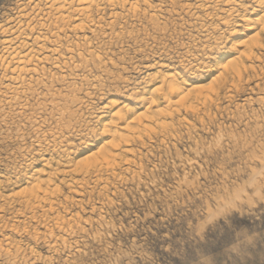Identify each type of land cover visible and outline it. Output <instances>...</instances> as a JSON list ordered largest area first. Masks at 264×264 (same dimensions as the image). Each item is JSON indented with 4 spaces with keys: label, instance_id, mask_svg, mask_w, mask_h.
I'll return each mask as SVG.
<instances>
[{
    "label": "rangeland",
    "instance_id": "obj_1",
    "mask_svg": "<svg viewBox=\"0 0 264 264\" xmlns=\"http://www.w3.org/2000/svg\"><path fill=\"white\" fill-rule=\"evenodd\" d=\"M27 1L28 0H0V26L5 25L8 21L14 20L16 17V14L19 11L18 9L24 6ZM172 1L171 0L164 1V3L166 2L165 5L167 7H164L163 5L164 3L163 4L161 3V6H162L161 14L163 13L164 15L162 14L161 16V14L159 15L160 12H157L158 14L157 23L163 22L164 25L162 23L157 24L156 19L153 20L151 19L150 15L146 16L144 13H142L141 16H138L139 20H138V17L137 18L135 17L136 19L133 18L135 19L133 20L130 15H127L128 16L127 18L124 15L122 20L119 19L118 24H116L117 22L115 23L117 28H115L116 26L114 25L115 26L114 29L115 30L118 29L119 32L116 31L118 33L115 32L114 35L112 34V36H108L107 37L108 39L104 37V35L102 36L101 34L102 32H98V34L96 35V38L94 37L92 38V41L95 40L93 42L94 45H92V49L93 47L94 48L99 47V49L103 47V50H101V52L103 51L102 55L104 56L108 53V56L107 55L104 56V58H106L105 59L106 61L104 60V58L102 60L104 61V63L103 62L98 63L99 61L96 62L95 60L88 61L89 64H85L86 66L82 70V73L85 72L83 73V75L80 72L81 70L79 71V73L76 71L73 74L70 72H68L67 74L65 73L66 75L64 74V72L66 71H64V72H61L62 73L61 75L59 71L53 68L51 69L52 66L50 67V65L49 66L46 65V70L48 71L47 75L51 74V75H54L56 78H63L66 76L68 77V78L66 77L65 79L66 82L64 83L59 82V83L53 84L54 88L50 87L51 86L50 84L48 85L50 87L49 90L57 91L59 89V91L57 92L62 93V94L59 93V98L57 102L59 106L61 107V109H65V111L63 110V112H65V116L63 117L65 121L62 118L60 119L56 118L58 117V113L56 112V110L50 111L51 106L48 105L49 104L48 102H45L44 99H42L44 98L42 94L45 93L44 94L45 96L49 93V91L48 89L47 91L44 90L45 88H42V90H40L41 86L35 87L34 88L35 90L38 88L37 91L33 90L35 92L32 94L29 93L28 95L30 96H27L24 99L23 105L25 106V109L19 106L18 107L20 109H18V107L11 108L10 106H4V105H7L6 102H2V104L0 103L1 109L3 107V109L7 111L9 108V111L7 112L5 111L6 114L3 110H1L2 112L0 111V116H1L0 117V175L1 176L3 175V177H6V176L8 177L11 174L9 177L12 179V181H15L17 179L15 177L16 174H17V177H19V175L20 176L26 175L27 177L28 174L32 172V169H34L32 166H37L38 163L35 162V160H38L37 157H39L41 154L42 155L49 154V152L47 151L48 145H46V143L48 142V140L50 141L52 139V135L63 133L65 137L67 138V140H69V142L72 145H74L73 147L75 148L73 152H75L76 150L78 152H80V150L82 151V149L84 148L83 146H85L82 144L83 143L82 139L85 136H87L86 138H88V135L91 133L92 130H96L101 127L99 124L100 122L97 117V114L99 115V111L97 112V110L99 109L100 112L102 113L103 111L101 108L104 106V104H106L110 100V98L111 99L113 98V100L117 101V103L120 105L123 103H129V104L134 103L135 104L136 99H134L135 97H133L134 91L136 93L137 91L139 92V90L142 93L143 92L145 93L146 91H148L149 86H151L149 85V82L151 80L152 75H154L156 72H159L160 70H163L166 73L170 72L166 69L165 70L163 69L165 68V66L166 67L170 66L171 70L176 69L177 72L180 73L181 69L182 68L185 69L186 67V66L183 67L182 60L185 59L186 61H189L187 58L188 56L191 57L190 55L192 54H193L192 57L196 59H200L201 62H203L204 60L207 63L210 60L213 61L212 63L208 64L210 66L212 65V67L214 65L213 63L215 60L220 61L222 59L223 56L220 55L219 53H217V55L214 57L206 56V57H203V59H201L200 58V53L202 52L201 49H203V46L207 42L206 41L207 39L203 37V35L200 32H198L200 28L199 26H201L200 24L201 22L196 23L192 20H189L190 18L185 15H181V17H179L178 15L181 11L178 8L183 6L184 2L191 3V4H193L194 2L191 0H189L188 2L187 0H184L183 2V0H181L183 2L182 3L180 2V0L178 1L174 0L175 2L173 1L174 2L173 3ZM225 1L222 0L221 1L222 3L221 2L219 3L220 4L218 6L219 7L218 10H220L218 11L219 16L225 15V17H227V14L224 13V11L230 6V4L234 0H230V1L227 0L226 2ZM32 2L35 3L37 2V0L35 1L32 0ZM169 2L174 5L176 4L177 6H180V5L181 6L176 8V6H172ZM152 4L158 5L160 3L157 0H152ZM164 8H167V9H164ZM164 10L167 11L168 13L165 12ZM105 13L108 14L109 11L107 10ZM159 16L163 17L162 21ZM108 17L106 15V20ZM178 17L182 19H178ZM137 21H139V23ZM216 21H217V17H215L213 21H209L208 24L213 23L212 24L213 26H215L216 24L220 25L219 21H217V23ZM154 22L155 24L153 25L152 23ZM182 23H184L185 25ZM190 23L191 25L195 24V26L196 25L198 26H196L195 28L194 25L191 26ZM234 24L236 25H234L233 27L238 26L237 23H234ZM158 26L162 28H159ZM164 26L166 27L164 28ZM166 28L168 29L166 30ZM236 28L241 29L239 27H236ZM160 29L161 30L163 29L162 31L164 32L161 33ZM104 30L107 32L106 29ZM133 32H134V36H133ZM139 32L141 33L140 35H139ZM198 33L201 35H197ZM225 33L228 35V32L227 31L225 32V30L219 31L217 33L218 35L216 34L215 37L216 38L219 37L218 39H222L223 37L227 36ZM128 34H132V35L128 36ZM240 34L241 36L244 35L241 31L239 35ZM88 35L91 37L90 34ZM97 36H98V39H97ZM190 37L191 38L193 37L192 39H195V40H192ZM109 38L112 40H110ZM228 39H230L231 41H229ZM201 40L204 42L203 43L204 45L202 44ZM227 40H228L227 42L228 44L226 43ZM227 40L224 41L226 48H223L225 49L223 51L225 52H227V49H229L230 44L233 41L238 40V39L236 38L234 40V38L233 39L229 38V35H228ZM101 42L103 43L100 44ZM197 45L198 46L200 45V46L198 47ZM198 49H200L199 50L200 53L196 52L198 51ZM187 53L188 54L190 53V54L188 55ZM197 53L199 54V56ZM260 53L262 52H258V55L261 58L257 60L258 62L255 60L254 62L255 65L253 64L255 66V73L253 71L250 72L254 78H251L252 77L251 75L245 78V80L248 81L249 83L244 81L242 83L243 85L239 88V90L238 89H228L229 91L233 90L234 92L232 93L229 92L227 89L225 90L223 89L222 91L226 92L225 95L221 91L220 94H218L216 97H213L214 98L213 101H215L219 95L221 96V97L219 96L221 99L219 97H218L219 99L217 98L218 100H221V102L218 100L215 101V103L219 102L218 103L219 106L212 102H208L204 106L199 105L198 106L199 108L198 107L197 108L201 109L200 111L203 110L202 113H200V111L198 112L197 111L198 109L195 110V113L193 111H188L185 113L183 110L180 113L182 115L178 114L177 119H176L177 117L176 115L174 116L173 119L167 120L166 127L167 129L170 128L168 130L160 131L162 128L160 129L159 128L160 126H155V128L152 129L151 134L147 135V136H150V138L144 137V140L141 143L137 142L135 143L136 145L135 144H133L134 146L132 145L131 148L134 150H133V154L127 158L129 160L128 163L126 161H122L123 163L121 162V165L117 166L116 171L114 170L115 173L113 172V175L110 172H105V174L103 173L107 177L102 176L103 178L101 177L102 179L100 182L96 181L94 176L90 177L89 178L90 180L89 179L87 180V182L88 181L90 182H88L87 184L83 186H80L81 188H78V190L82 194L81 193L76 194L73 190H70V188L65 183H62V184L59 183V185H63L64 188L60 186V188L62 187V189H60L62 190L60 195L61 194L62 195L58 197L59 200L57 199V205H56L57 208L59 209L55 208L54 210L55 212L53 211L54 212L53 214H48L50 217L54 215L52 218H50L48 215L47 217L46 215L43 217L41 213L42 211L41 212L39 211L37 212L39 215L36 213L37 214L36 216L40 217V218L38 217L41 221L40 223L37 217H35V219L26 220L24 216H21L20 219L19 218L15 219L14 212L11 213L12 211H14L13 209L12 210L10 208L7 209L6 207L5 208L6 211L1 210L0 213L4 217L0 216L2 218L1 219L2 222L0 221V225L4 224L5 226L7 225L6 227L9 226V228H6L5 230L4 225H2V227L0 226L1 230H3V232H0V264H69L70 261L72 262V264H76V257L81 255L82 252L88 247L90 240H95L96 237L99 236L101 233L108 234V230L110 226L112 227V230L115 231L117 227L124 224V221L128 219L129 216L139 217L140 215L139 212L129 213L127 211L120 210L122 208L130 207L132 204L139 205L141 209L145 207L155 209L156 215L155 217H150V219H157L160 224L168 225L169 227H172L175 229H178L180 225L183 224L184 227L188 229L190 232L193 222L197 221L200 217L205 215L211 209L213 204L216 202L217 196L222 195L223 193L228 191L232 185L239 183L245 177V170L250 169L252 167L260 166V163H261L260 160L259 159H254V160L249 159L250 155H254L257 157L264 156V102H263L264 101V70H263L264 69V62H263L264 56H261L263 53L261 55ZM162 57L164 59H162ZM108 58H110L111 60L113 58V60L110 61ZM108 60L111 63L108 62ZM63 61L67 62L68 60L65 58ZM158 61L161 63L162 67L159 66L160 63ZM166 61L169 63L168 65H166L167 64ZM112 62L115 64H113ZM156 64L158 65L157 68H155ZM258 64H260L261 67H259ZM48 69L49 70L51 69L52 71L50 70L49 72ZM102 69L105 72H103ZM87 70H88V73L86 72ZM176 70L173 72H176ZM183 72L186 78L183 77ZM189 72H190L189 70L181 71L182 75H180L181 76L180 78L186 79L190 82L191 81L193 82V80L194 81L196 80L195 82H199V83H210L211 80L215 76L218 75L216 74V72H213V71L207 72V74L210 73L208 77H206L207 75L205 76V73H203V75L202 74L197 75L196 72H190V74ZM58 73H60L59 77H58ZM185 73L187 74L185 75ZM69 74L71 76L73 75L72 77L75 76V78L73 79ZM148 74L150 75V77ZM195 74L197 76L194 77ZM260 74L263 75L262 77L263 79L261 78ZM51 75H49V77H51ZM1 76L2 75L0 74V78ZM81 78L83 79L81 80ZM83 80H85V82ZM72 82L73 83L77 82V83L72 84ZM97 84L98 85L100 84V85L98 86ZM65 85H66V88H68L69 86L68 92H64V91H67V89L65 88ZM96 85L98 87H96ZM71 89L72 91L74 90L75 93L72 92ZM2 91L3 89L0 88V92H1L0 97L2 95ZM237 91L240 92V94ZM140 92L138 93V95L141 94ZM227 93H229L230 95L228 96L230 97L229 99H227L228 97L227 98L225 97L227 96ZM38 94H40V97L42 98L38 97L37 96ZM222 96H224L225 99H223L224 97L222 98ZM30 100L31 101L34 100V103L36 102L35 106H33L34 103H32ZM61 100L67 103L65 102L63 103ZM68 100L70 101V103ZM78 101H81L82 103L80 104ZM27 102L29 103L30 106L27 105ZM40 103H43V104H40ZM74 104L78 106H74L75 109L71 108L73 110L69 109L70 106L72 107ZM213 104H215L214 107H213ZM1 105L3 106L1 107ZM133 106L136 107V105H133ZM12 109L13 111L15 110L17 112V113L15 112V114L18 116L14 114ZM66 109H68L70 112L72 111L73 114L67 112L68 110ZM31 112L33 114H31ZM35 112H37L36 113L37 115L35 114ZM52 112L54 113V115ZM190 112L191 113L193 112V113L189 114ZM198 114L200 116H198ZM25 115L28 118H25L26 117ZM32 116L34 117L32 118ZM72 116L75 118H73ZM179 116L182 121L181 120L179 121ZM182 116L186 117L185 120L184 118H182ZM30 117L32 119L30 120L31 123L29 124V122L27 121H29ZM76 117L80 119L77 120ZM95 117L97 118L98 123H96L97 120ZM35 119L37 120L38 124L41 123L39 124V126L42 125L40 126L41 128L38 127V124L36 123ZM60 120L63 121L64 123L61 122ZM186 120L187 122H185ZM72 122L73 123L76 122L78 124L75 132L68 131L67 129H65L66 126H68V124H71ZM61 123L62 125L64 124L63 125V129H65L64 131L61 128L62 127ZM56 124L57 125L59 124V125L56 127ZM34 125L36 126V128ZM60 128L61 130H59ZM157 128L159 129V131L155 132V129L157 130ZM39 129H41L42 132ZM51 129L53 133L51 132ZM79 130H81V132ZM82 130H84V132ZM167 131L169 134L165 133ZM161 132L164 134H161ZM220 133H224L227 139L225 140L223 147L216 148L214 147V141L216 140L217 136ZM164 135L165 136L167 135V137H163ZM80 136H81V139H80ZM46 137H49V138L45 142L44 140L46 139ZM69 137L70 138L74 137V138L71 140ZM76 137L80 139V143H79V139L77 140ZM36 139L39 142H37ZM74 139L76 140V142ZM41 140L44 142H42ZM94 140L97 141L96 144H95V141H92L93 147L85 149L87 152L85 154L83 153V156L84 155L88 156V153L90 155L92 152L96 151L95 149L97 148L99 143H101V139L97 138ZM36 143H39V144H36ZM35 150H37L38 152H36ZM40 152L42 153L40 154ZM78 152H75V155ZM130 161H132L133 164ZM25 164L26 166L27 165L28 166L26 167ZM130 164H132V166ZM29 165H32V166H29ZM24 169L25 171L27 170L28 174L27 172L24 171ZM102 180L107 182V185H105V183H102L101 185L100 183L102 182ZM98 182L99 184L97 185ZM101 189L103 190L105 194L104 193L102 194ZM63 193L65 194L63 195ZM61 198L63 199L60 200ZM79 199L82 202H80ZM58 201L60 204L58 203ZM64 201L66 204L63 203ZM67 203H69V205ZM64 206L65 207L67 206L66 208L68 209H66ZM58 210L61 211L62 214H60ZM57 215L61 218L60 223H58L59 221L55 219ZM72 215H75V217H71ZM247 215L248 213L237 214V218L239 221L244 222V224H250L252 223V221L246 220ZM65 216L66 217L69 216L68 217L69 219L74 218V221L73 219H71L72 224L70 223L71 221L68 218L67 219L65 218ZM22 219L25 220L26 222L23 221ZM76 220H77V223H76ZM17 221H18V224H17ZM64 221L69 222V223H66ZM9 223L12 224V226ZM144 223H146V221L141 219V225H143ZM62 224L63 225L65 224V225L63 226ZM61 225L63 227H61ZM68 225L70 227H68ZM72 225L74 228H72ZM10 226L15 231L12 230ZM45 226L46 227L50 226L48 229L52 231L48 229L46 231ZM65 226L68 228H65ZM128 226H130V224L127 225L126 227ZM241 226H243V224ZM26 227L29 231L27 232L30 234H28L27 232L26 234L23 231L25 230L24 228ZM71 228L72 230H70ZM35 229H37V231L39 232L36 231V234L34 236ZM60 229H62L63 231L62 230L60 231ZM17 230L18 232L15 233ZM53 230H55L56 232ZM73 231L74 233H72ZM165 231H167V229H165ZM12 232L13 234H11ZM45 232L49 233V235L51 232V235L49 236L47 234L48 235L47 236ZM6 233H9V234H6ZM70 233H71V236H69ZM3 234L5 237L3 236ZM52 234H55V237L52 236ZM65 234L66 235L68 234V235L66 236ZM173 234L175 235L176 233L174 232ZM2 236L4 238L7 237L8 239L6 240L2 239L3 238ZM108 238L112 239V236L109 234ZM2 240H5V242L9 241L10 246L14 245L13 249L12 247L9 248V246H7L8 244H5L4 242H2ZM231 240L224 239L221 241V244L220 246H218V248H216L215 250H208L217 256V258L221 261V264H223V261H224V257L221 255V253L223 249L231 242ZM64 241H66V245ZM17 242L18 244H16ZM132 242L133 243L136 242L135 237H133ZM121 243H122L121 241L119 240L117 241V245H120ZM14 257L15 258L17 257V258L15 259Z\"/></svg>",
    "mask_w": 264,
    "mask_h": 264
},
{
    "label": "bare ground",
    "instance_id": "obj_2",
    "mask_svg": "<svg viewBox=\"0 0 264 264\" xmlns=\"http://www.w3.org/2000/svg\"><path fill=\"white\" fill-rule=\"evenodd\" d=\"M157 1L160 4L153 6L152 0H37V2H35V3H33L32 0H28L24 6H22L20 9H18L19 11L16 14V17L14 20L8 21L5 25L0 26V74L2 75L0 78V88L3 89L2 95L0 97V103L2 104V102H6L7 105H4V106H10L11 108L19 106V107H23V109H25V106L23 105L24 99L27 96H30V95H28L29 93L32 94L35 91H37L38 88L35 90L34 89L35 87L41 86V89L39 88L40 90H42V88H45L44 90L47 91V89H48L49 93L45 96H44L45 93L42 94L44 98L40 97V94H38L37 96L44 99L45 102L49 103L48 105L51 106L50 111L56 110V112L58 113V117H56V118H59V119L62 118L64 120L63 117L65 116V112H63V110L65 111V109H61V107L59 106V104L57 102L58 98H59V93H60L57 91H59V89L57 88L58 89L57 91L49 90V89H50V87H53V84H55V83L66 82L65 79L67 76L63 77V78H56L54 75L49 74V75H51V77H49V75H47L48 71L46 70V65H48V66L50 65V67L52 66L51 69L53 68V69L59 71L60 73L66 71V72H64V74L65 73L67 74L68 72L73 74L75 71L79 73V71L81 70L80 72L83 75V73H85V72L82 73V70L85 68V66H86L85 64H89L88 61L95 60L96 62L99 61L98 63H101V62L104 63V61H102V60H103L104 56H106V55L108 56V53L104 56L102 55L103 51L101 52V50H103V47L100 49H99V47L98 48L93 47V49H92V45H94L93 42L95 41V40L92 41V38L93 37L96 38V35L98 34V32H102L101 33L102 36L104 35V37H106V38L108 36H112V34L114 35V33L116 31H118V29L117 30L114 29V27L116 26L115 23L117 22L116 24H118L119 19L122 20L124 15L126 18L128 17L127 15H130L133 19L135 17L137 18L138 16H141V14L144 13L146 16L150 15L151 19H153V20L156 19V23H157V21H158L157 12H160L159 15L161 14V11H162L161 3L163 4L165 0H157ZM188 1L189 0H187V2ZM191 1H193L194 3L193 4L186 3L183 0V2H184L183 6H181L177 2L181 7L177 6L176 4L174 5L170 2L169 3L172 6H176V8L180 7V8H178L181 10V11L179 10L180 11V13L178 14L179 17H181V15H185V16L190 18L189 20H192L196 23L201 22L200 23L201 26H199L200 28H199L198 32H200L203 35V37H205L207 39L206 40L207 42L205 41L206 42L205 45L207 44L206 46L203 44L204 42L201 40L202 44L204 45L203 49H201V47H200L201 51L202 52H206V51L214 52L215 51L216 53H219L223 57H222V59L220 58L221 59L220 61L215 60L213 63L214 65L212 67V65L211 66L208 65L209 63H207L205 60L203 62H201L200 59H196V58L192 57L193 56V54H192V55H190L191 57L188 56V58H187L189 61H186L184 59L187 63L184 60H182V62H183L182 65H183V67L186 66L185 70H189V71H190L191 67H195L196 68V74L199 73V75L200 74L203 75V73H205V76L207 75L206 77H208V75L210 74V73L207 74V72H210V71L216 72V74H218V75L215 76L211 80L210 83H199V82H192V81L190 82L186 79L180 78L181 77L180 75H182L181 71H180V73H181L180 74L174 68L176 70V72H173L175 70H171L170 66L166 67L164 65L165 68H163V69L164 70L166 69L170 72L166 73L163 70L159 69L160 71L156 72L154 75H152V73H151L152 76H151V80L149 82V85H151V86H149L148 91L144 90L146 92L142 93L139 90V92L141 93L140 95H138L139 92L137 91V89H136L137 93L134 91L133 97H135L134 99H136L135 104L134 103L129 104V103H123L122 102L123 104L120 105L117 103V101L113 100V98L111 99L109 97L110 100L106 104L103 103L104 106L101 108L103 112L101 113L100 110L98 109L97 112L99 111V115L96 113L98 120L100 122L99 124L101 127L96 129V130H92L91 133L88 135V138H86L87 136H85L82 139V141H83L82 144L85 145V146H83L84 148L82 149V151L80 150V152H78L76 150L75 152H78V153L75 155V152H73V150L75 148V147H73L74 145H72L69 142V140H67V138L65 137V135L63 133H59L57 135H52V139L50 141L48 140L49 137H46V139L44 138L45 142L48 140L46 145H48L47 151L49 152V154L42 155L41 154L42 152H40V154H41L40 155L38 153L40 156L37 157L38 160H35V162L38 163L37 166L29 165V166H32L34 168V169H32V172L29 173L30 175L28 174L27 170L25 171V169H27V168H25L24 171L27 172L28 176L26 177V175H23V176L19 175V177H17V174H16L15 177L17 179L16 180L14 179L15 181H12V179L9 177L11 174L8 177L7 176L3 177V175L2 176L0 175V211L5 210L6 207H7V209H9V208L11 210L13 209L14 211H12L11 213L14 212L15 219L16 218L20 219L21 216H24L26 218V220L27 219H35V217H37L36 215L38 214L37 212H39V211L40 212L42 211L41 213H42L43 217L45 215L47 217L48 214H53L55 212L54 211L55 208H57V206H56L57 205V199H58V197H60L62 195V194L60 195V193L62 191L60 189H62L63 185H59V183L60 184L65 183L70 188V190H73L76 194L81 193L78 190V188H81L80 186H83V185L87 184L88 182H90V181L87 182V180L90 177L94 176L96 181L100 182L101 179L106 176V175H104L105 172H110L113 175L114 170L116 171L117 166L121 165L122 161H126L128 163L129 160L127 158L133 154V150H134L131 148L132 145L137 143V142L141 143L144 140V137L150 138V136H147V135L151 134L152 129H154L155 126H160L159 128L160 129L162 128L160 131L170 129V128L167 129V127H166L168 119H173L174 116H176V115H177V117H176V119H177L178 114H180L183 110L185 113L188 111H193L195 113V110H197L199 108L198 107L199 105L204 106L208 102L215 103V101H217L221 96L219 95L220 97L218 96L219 98L217 97L218 99L216 98L215 101H213L214 100L213 97H216L218 94H220V92L223 89L224 90L225 89H227V90L228 89H238L239 90V88L243 85L242 83L244 81H246L245 78L247 76L251 75L250 72L253 71L255 73L254 62H255V60L257 61L261 58L258 55V52H262L264 54V52H263V50H264V11H261V7H262V4H264V0H246V2H245V0H234L230 4L229 7L226 5L228 7L226 10L224 9L225 10L224 13L227 14V17H225V15H223L224 17L218 15L219 14L218 11H220V10H218L219 9L218 6L220 5L219 3L222 0L221 1L220 0H191ZM223 1H225V0H223ZM180 2H182V1L180 0ZM165 3L163 5H164V7H167L165 5ZM164 9H167V8H164ZM107 10L109 11L108 14L105 13ZM165 12H167V11H165ZM162 14H161V16H162ZM106 15H107V17L109 16L108 17L109 19L107 18V20H106ZM179 17H178V19L183 18V16H182V18H179ZM215 17H217V21H219L220 25L216 24L217 26L216 25L213 26L212 25L213 23L208 24L209 21H213V19H215ZM160 18L162 21L163 17H160ZM172 18H174V17H172ZM135 19H133V20H135ZM138 20H139V17H138ZM142 20H143V18H142ZM142 20H141V22H142ZM217 21H216V23H217ZM233 21H235V22H233ZM137 22L139 23V21H137ZM158 23L163 24V22H161V23L158 22ZM234 23H237L238 26L233 27L234 25H236ZM152 24L154 25L155 22ZM182 24H184V23H182ZM186 24H187V22H186ZM190 25H191V23H190ZM192 25H194L195 28H196V26H198V25L195 26V24H192ZM133 26H135V25H133ZM162 27H159V28H162ZM165 27L166 26H164V28ZM187 27H188V25H187ZM236 27H239L241 29H237ZM115 28H117V26ZM159 28H158V30H159ZM104 29H106L107 32ZM143 29H145V28H143ZM153 29H154V27H153ZM167 29L168 28H166V30ZM162 30L160 29L161 33L164 32ZM222 30H225V32L226 31L228 32L229 38H232V39L234 38V40L236 38L238 39V40L233 41L230 44V47H229V49H227V52L223 51V50H225L223 48H226L225 42L223 44H220L222 39H218L219 37L218 38L215 37L216 34ZM240 31L244 34L243 36H241V34L239 35ZM118 32H116V33H118ZM190 32H191V30H190ZM129 33H131V32H129ZM88 34H90L91 37ZM140 34L141 33L139 32V35ZM158 34H160V33H158ZM201 34L198 33L197 35H201ZM131 35L132 34H128V36H131ZM123 36H124V34H123ZM133 36H134V32H133ZM219 36H221V35H219ZM111 38H113V37H111ZM97 39H98V36H97ZM97 39H96V41H97ZM99 39H101V38H99ZM110 40H112V39H110ZM192 40H195V39H192ZM228 40L231 41L230 39H228ZM228 40L226 41V43L228 42ZM102 43L103 42H101L100 44H102ZM107 43H108V41H107ZM216 45H220V46L216 47ZM196 47H194V48H196ZM106 49H105V51H106ZM200 49H198V51H196V52L200 53L199 52ZM137 52H139V51H137ZM262 53H260V55ZM187 54H185V55H187ZM263 54L261 56H264ZM198 56H199V54H198ZM163 57H162V59H164ZM65 58L68 60L67 62L63 61ZM105 59L106 58H104V60ZM108 59L110 61L113 60V58H112V60L110 58H108ZM109 60H108V62H110ZM161 60H160V62H161ZM168 61H170V60H168ZM163 62H164V60H163ZM263 62H264V60H263ZM113 64H115V63H113ZM168 64L169 63L167 62L166 65H168ZM260 64H258L259 67H261ZM150 66H152V65H150ZM157 66L158 65L156 64L155 68H157ZM159 66H161V63ZM182 69H184V68H182ZM50 70H49V72H50ZM86 72L88 73V70ZM103 72H105V71L103 70ZM60 73H58V77L60 76ZM186 74L187 73H185V75ZM196 74L194 75V77L198 75V74L197 75ZM61 75H62V73H61ZM87 75H85V76H87ZM112 75H113V73H112ZM260 75L262 78L263 75L262 74H260ZM251 76H250L251 78H254L253 75H251ZM78 77H80V76H78ZM78 77H77V79H78ZM149 77H150V75H149ZM183 77H185L184 72H183ZM72 78L74 79L75 76ZM203 78H204V76H203ZM203 78H201V79H203ZM82 79L83 78H81V80ZM190 79H192V78H190ZM193 79H195V78H193ZM247 80H248V78H247ZM254 80H256V79H254ZM83 81L85 82V80H83ZM246 82L249 83L248 81H246ZM74 83L72 82V84H74ZM94 83H95V81H94ZM49 84L51 85L50 87L48 86ZM90 84H92V83H90ZM97 85H96V87H98L100 84L98 86ZM245 85H244V87H245ZM76 87H78V86H76ZM65 88H66V85H65ZM68 88H69V86H68ZM68 88H66L67 91H64V92H68ZM73 88H74V86H73ZM33 90H35V91H33ZM51 91H53V92H51ZM71 91H72V89H71ZM72 92H74V90ZM229 92L232 93L234 91L230 90ZM36 93H35V95H36ZM39 93H41V92H39ZM223 93L225 95L226 92H223ZM238 93L240 94V92H238ZM0 94H1V92H0ZM60 94H62V93H60ZM228 96H230L229 93H227V96H225V97L227 98ZM74 97H75V95H74ZM223 97L224 96H222V98ZM225 97L223 99H225ZM229 98L230 97H228L227 99H229ZM70 99H71V97H70ZM218 101L221 102V100H218ZM31 102L34 103V100ZM78 102L80 104L82 103L81 101H78ZM132 102H134V101H132ZM35 103L33 104V106H35ZM65 103H67V102H65ZM69 103H70V101H69ZM218 103H215V104L218 105ZM40 104H43V103H40ZM215 104H213V107ZM27 105H29L28 102H27ZM133 105H136V107H134ZM2 106L3 105H1V107ZM43 106H45V105H43ZM74 106H78V105L74 104L72 107L70 106L69 109L74 108ZM19 107H18V109H20ZM68 107H69V105H68ZM209 107H210V105H209ZM1 110H3L4 112L6 111L5 109H3V107H2V109L0 108V111ZM66 110H68V109H66ZM71 110H73V109H71ZM200 110L201 109H198L197 111L199 112ZM7 111H9V108ZM12 111H13V109H12ZM28 111H29V109H28ZM202 111H200V113H202ZM6 112H5V114H6ZM13 112L15 114L16 111L14 110ZM67 112L72 113V111L70 112L69 110ZM95 112H96V110H95ZM95 112H93V113H95ZM36 113L37 112H35V114ZM192 113L190 112L189 114H192ZM31 114H33V113L31 112ZM203 114H205V113H203ZM53 115H54V113H53ZM180 115H182V114H180ZM16 116H18V115H16ZM27 116L25 118H28ZM70 116H71V114H70ZM198 116H200V115L198 114ZM33 117L34 116H32V118ZM32 118L30 117L29 121H27V122H29V124L31 123L30 120ZM73 118H75V117H73ZM182 118H184V120H185L186 117L182 116ZM78 119H80V118H77V120ZM25 120H27V119H25ZM35 120H33V121H35ZM68 120H70V119H68ZM96 120H97V118H96ZM98 120H97V122L96 121L95 122L98 123ZM180 120L181 119L179 116V121ZM8 121H9V119H8ZM61 122H63V121H61ZM86 122H87V120H86ZM185 122H187V120ZM36 123L38 124L37 120H36ZM83 123H85V122H83ZM83 123H82V125H83ZM177 123H179V122H177ZM9 124H10V122H9ZM37 124H35V125H37ZM39 124H41V123H39ZM39 124H38V127L41 128L40 126H42V125L39 126ZM58 125L56 124V127ZM61 125H62V123H61ZM63 125L61 127L63 131L65 129H67L68 131L75 132L78 124L76 122L75 123L72 122L71 124H68V126H66L65 129H63ZM173 125H175V124H173ZM84 127H86V126H84ZM35 128H36V126H35ZM61 128L59 130H61ZM52 129H54V128H52ZM52 129H51V132H52ZM39 130H41V129H39ZM79 131L81 132V130H79ZM82 131L84 132V130H82ZM157 131H159L158 128H157V130L155 129V132H157ZM41 132H42V130H41ZM56 133H58V132H56ZM70 133H72V132H70ZM165 133L169 134L168 131ZM159 134H160V132H159ZM161 134H164V133L161 132ZM163 137H167V135L166 136L164 135ZM73 138L74 137H71L70 139L72 140ZM97 138L101 139V143H99V145L95 149L96 151L92 152L90 155L88 153V156L84 155L85 156L84 157L83 153L85 154L87 152L85 149L92 148L93 147L92 141H95L94 139H97ZM78 139L79 138H77V140ZM80 139H81V136H80ZM80 139H79V143H80ZM44 141H42V142H44ZM37 142H39V141L37 140ZM42 142H40V143H42ZM75 142H76V140H75ZM96 142L97 141H95V144H96ZM36 144H39V143H36ZM77 145H78V143H77ZM77 145H75V146H77ZM40 146H41V144H40ZM35 151L38 152L37 150H35ZM44 153H46V152H44ZM133 156H135V155H133ZM135 157H137V156H135ZM26 158H28V157H26ZM131 160H133V159H131ZM33 161H31V162H33ZM24 162H23V164H24ZM130 162L132 163V161H130ZM132 164H130V165L132 166ZM19 165H21V164H19ZM25 166H26V164H25ZM130 168H132V167H130ZM16 172H17V170H16ZM23 173H21V174H23ZM107 175H108V173H107ZM108 177H109V175H108ZM105 179H107V178H105ZM107 180H109V179H107ZM103 181L104 180H102V182L100 184L102 185V183H105V185H107V182H105V181L103 182ZM99 182L97 183V185L99 184ZM105 185H103V186H105ZM60 186H62V187L60 188ZM104 189H105V187H104ZM95 190H97V189H95ZM103 193L104 192L102 190V194ZM64 194L65 193H63V195ZM62 199L63 198H61L60 200H62ZM65 201L63 203H65ZM79 201H80V199H79ZM79 201H78V203H79ZM80 202H82V201H80ZM58 203H59V201H58ZM67 204L69 205V203H67ZM57 209H59V208H57ZM66 209H68V208H66ZM56 212H57V210H56ZM58 212H60V214H62L61 211L58 210ZM4 213H6V212H4ZM65 215H66V213H65ZM0 216H2V214ZM2 217H4V216H2ZM12 217H13V215H12ZM24 217H23V219H24ZM38 217H37V219L40 218V217L39 218ZM52 217H50V218H52ZM68 217L65 216L66 219ZM71 217H75V215H72ZM1 219L2 218L0 217V221H1ZM55 219L57 221H59L58 223L61 222L60 221L61 218L58 215ZM71 219H73V221H74V218H71ZM71 219H69V220L71 221ZM79 219H78V221H79ZM23 221H25V220H23ZM39 221H40V219H39ZM39 221H38V223H39ZM50 221H52V220H50ZM6 222H8V221H6ZM27 222H29V221H27ZM64 222H66V221H64ZM40 223H41V221H40ZM45 223H43V224H45ZM66 223H69V222H66ZM70 223L72 224V221ZM76 223H77V220H76ZM17 224H18V221H17ZM2 225H4V224H2ZM2 225H0V226L2 227ZM10 225L12 226V224H10ZM19 225H21V224H19ZM62 225H61V227H63L65 224L63 226ZM4 226H3V228H4ZM6 226L4 228L5 230H6V228H9V226L8 227H6ZM11 226H10V228L12 229ZM1 227H0V232H3V230H1ZM49 227L50 226L46 227V231ZM68 227H70V226L68 225ZM68 227L65 226V228H68ZM72 228H74L73 225H72ZM72 228L70 230H72ZM24 229L25 230H23V231L26 233L28 231L27 227ZM12 230H14V229H12ZM18 230H19V228H18ZM18 230L15 233H17ZM48 230H50V229H48ZM61 230L62 229H60V231ZM36 231H37V229H35V231H34V236L36 234ZM50 231H52V230H50ZM53 231H55V230H53ZM37 232H39V231H37ZM41 233H39V234H41ZM72 233H74V231ZM6 234H9V233H6ZM11 234H13V232ZM28 234H30V233H28ZM45 234L49 235V233H47V232H45ZM55 234H52V236L55 237ZM31 235H32V233H31ZM50 235H51V232H50ZM3 236H4V234H3ZM47 236H46V238H47ZM69 236H71V233ZM4 237L2 239H5V240L8 239L7 237L6 238H4ZM59 237H61V236H59ZM5 240H2V242H4L5 244H8L7 246H9V248L12 247V249H13L14 245L10 246L9 241L5 242ZM64 243L66 245V241H64ZM16 244H18V242ZM5 250H6V248H5ZM7 250H8V248H7Z\"/></svg>",
    "mask_w": 264,
    "mask_h": 264
},
{
    "label": "snow or ice",
    "instance_id": "obj_3",
    "mask_svg": "<svg viewBox=\"0 0 264 264\" xmlns=\"http://www.w3.org/2000/svg\"><path fill=\"white\" fill-rule=\"evenodd\" d=\"M261 11H264V4ZM225 40L227 37L222 38L220 44ZM216 55L215 52L200 53L201 59ZM190 72H196V68L191 67ZM120 210L139 212L140 215L129 216L115 231L110 226L108 234L101 233L95 240H90L88 247L76 257V264H190L191 257L197 250H215L222 240H231L240 229H247L249 234L255 236V245L247 249L243 258L234 257L231 262L226 260L225 264H264V204L251 210L245 208L239 213H248L246 220H251L252 223L244 224L238 220L237 214H234L227 223L221 222L215 231L209 230L202 240L193 237L183 224L175 229L160 224L157 219H150L155 217V209H141L139 205L132 204ZM141 219L146 223L141 225ZM129 224L130 226L126 227ZM109 234L112 239L108 238ZM133 237L136 238L135 243L132 242ZM118 240L122 242L120 245H117Z\"/></svg>",
    "mask_w": 264,
    "mask_h": 264
},
{
    "label": "clouds",
    "instance_id": "obj_4",
    "mask_svg": "<svg viewBox=\"0 0 264 264\" xmlns=\"http://www.w3.org/2000/svg\"><path fill=\"white\" fill-rule=\"evenodd\" d=\"M227 137L220 133L214 141V147L221 148ZM249 159H259L260 166L245 170V177L228 191L216 197L211 209L197 221H194L190 233L201 240L209 231H215L221 222L227 223L234 214H239L245 208L254 209L264 204V156L250 155ZM255 245V236L247 229H240L231 242L223 249L221 255L225 261L231 262L234 257L243 258L244 253ZM190 264H221L212 252L197 250L191 257Z\"/></svg>",
    "mask_w": 264,
    "mask_h": 264
}]
</instances>
